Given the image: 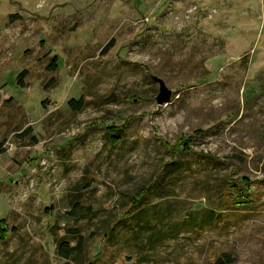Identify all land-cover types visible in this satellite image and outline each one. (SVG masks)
Listing matches in <instances>:
<instances>
[{"label":"rangeland","instance_id":"374dc122","mask_svg":"<svg viewBox=\"0 0 264 264\" xmlns=\"http://www.w3.org/2000/svg\"><path fill=\"white\" fill-rule=\"evenodd\" d=\"M0 144V264H264V0H0Z\"/></svg>","mask_w":264,"mask_h":264},{"label":"trees","instance_id":"16d2710c","mask_svg":"<svg viewBox=\"0 0 264 264\" xmlns=\"http://www.w3.org/2000/svg\"><path fill=\"white\" fill-rule=\"evenodd\" d=\"M17 17H18V14L15 13L12 15L11 19L14 20ZM55 60L51 63V66H50L53 69L57 68L58 66ZM26 75H27L26 70H23L22 72L19 73L17 77V82H16L18 86L20 87L25 86L24 79ZM85 102H86L85 98L82 96L78 99L71 98L68 103L71 109H73L74 111H79L82 109ZM109 127L112 129V130L110 129V131L113 133V138H114L113 145H115V143H118L120 141L121 136L117 131H114L115 128L113 127V125H110ZM4 151H5V148H3L2 144H0V153H3ZM227 186H228V183H227ZM81 208L82 206H80L79 204H75L74 206L75 211ZM14 230H15V227L9 228L5 218H0V240H5L6 238H8L9 234H11V232ZM72 231L75 233L79 232L78 230H72ZM82 241H83V236H80L79 241L74 245L70 244V242L68 241L61 242L57 247V254L65 259H69L74 252L79 251L81 249ZM233 261H234V258L231 256L230 253L223 252L219 255V257H217L215 264H231ZM66 264H69V262H66Z\"/></svg>","mask_w":264,"mask_h":264},{"label":"water","instance_id":"95a60500","mask_svg":"<svg viewBox=\"0 0 264 264\" xmlns=\"http://www.w3.org/2000/svg\"><path fill=\"white\" fill-rule=\"evenodd\" d=\"M154 80L159 83V93L157 95V103L164 104L171 99L172 90L166 85L165 81L158 77L153 76Z\"/></svg>","mask_w":264,"mask_h":264},{"label":"crops","instance_id":"0c3cea01","mask_svg":"<svg viewBox=\"0 0 264 264\" xmlns=\"http://www.w3.org/2000/svg\"><path fill=\"white\" fill-rule=\"evenodd\" d=\"M9 236H10V234H9ZM49 264H50V261H49Z\"/></svg>","mask_w":264,"mask_h":264}]
</instances>
